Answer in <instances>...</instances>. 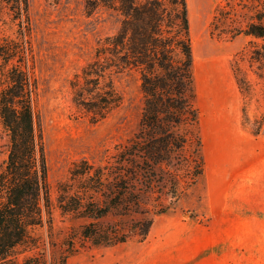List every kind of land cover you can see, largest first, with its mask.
<instances>
[{
    "label": "trees",
    "instance_id": "16d2710c",
    "mask_svg": "<svg viewBox=\"0 0 264 264\" xmlns=\"http://www.w3.org/2000/svg\"><path fill=\"white\" fill-rule=\"evenodd\" d=\"M1 2L20 20L21 35H26L27 0ZM98 7L118 12L121 22L73 75L71 101L91 124L99 123L123 103L114 78L135 73L142 99L137 128L103 163L76 161L58 182L57 208L84 221L70 229L63 243L66 250L58 254L52 249L51 261L44 252L19 261L21 249L38 247L34 230L43 226L44 212L51 230L53 202L42 128L33 108L36 82L30 48L26 40L0 41V59L11 65L9 83L0 91V120L8 136L0 171V264H67L76 239L102 247L142 243L155 217L172 209L204 173L187 0H85L88 14ZM209 31L230 41L241 35L250 38V66L264 78V0H223ZM234 73L249 94L240 68ZM107 219L111 221L104 223Z\"/></svg>",
    "mask_w": 264,
    "mask_h": 264
},
{
    "label": "rangeland",
    "instance_id": "374dc122",
    "mask_svg": "<svg viewBox=\"0 0 264 264\" xmlns=\"http://www.w3.org/2000/svg\"><path fill=\"white\" fill-rule=\"evenodd\" d=\"M222 1L187 0L203 175L172 209L155 217L147 243L131 240L108 249L76 239L67 264L104 258L113 262L119 250L146 245L171 253L180 249L179 261L188 264H264V78L250 66V38L241 35L230 41L210 35L212 17ZM27 2L28 29L23 27L26 35H21L20 20L0 0V41L26 40L30 48L36 82L33 108L42 128L53 208L51 230L44 212L43 226L34 230L38 247L21 249L18 259L44 252L51 261L52 249L65 251L70 229L84 223L57 208L58 182L67 177L72 163L87 159L101 164L117 144L125 143L137 128L142 99L138 76L125 73L114 78L123 103L106 119L91 124L76 112L69 82L94 58L97 43L116 32L121 16L104 7L88 14L85 0ZM10 67L0 59V91L9 83ZM234 68H240L249 83V94L240 88ZM7 150L8 136L0 120V171Z\"/></svg>",
    "mask_w": 264,
    "mask_h": 264
},
{
    "label": "crops",
    "instance_id": "0c3cea01",
    "mask_svg": "<svg viewBox=\"0 0 264 264\" xmlns=\"http://www.w3.org/2000/svg\"><path fill=\"white\" fill-rule=\"evenodd\" d=\"M148 237L144 242L139 244L147 243ZM114 247L116 246L106 248L110 249ZM180 254V249H178L177 253H171L169 250L159 245H146L133 247L130 250H119L115 253L117 257L113 262H105L104 258L101 261H93L90 263L81 262L78 264H188L179 261Z\"/></svg>",
    "mask_w": 264,
    "mask_h": 264
},
{
    "label": "bare ground",
    "instance_id": "6f19581e",
    "mask_svg": "<svg viewBox=\"0 0 264 264\" xmlns=\"http://www.w3.org/2000/svg\"><path fill=\"white\" fill-rule=\"evenodd\" d=\"M206 2H208V1H211V0H205ZM204 8V4H202V5H199V11H200V13L202 12V9ZM189 17H191V12H189ZM213 75V74H212Z\"/></svg>",
    "mask_w": 264,
    "mask_h": 264
}]
</instances>
